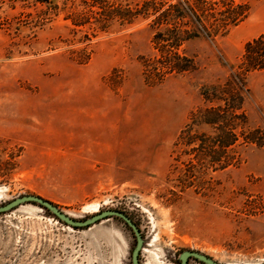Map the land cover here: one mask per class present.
Here are the masks:
<instances>
[{
	"label": "rangeland",
	"instance_id": "1",
	"mask_svg": "<svg viewBox=\"0 0 264 264\" xmlns=\"http://www.w3.org/2000/svg\"><path fill=\"white\" fill-rule=\"evenodd\" d=\"M175 1L0 0V203L36 194L76 218L121 210L143 236L142 264H179L185 249L262 264L264 70L240 68L264 34V0L228 33L186 41L189 17L155 19ZM186 3L221 27L244 11ZM241 94L244 123L213 158L204 140L228 135L192 111L237 108ZM133 246L113 217L74 228L32 202L0 213V264H131Z\"/></svg>",
	"mask_w": 264,
	"mask_h": 264
},
{
	"label": "trees",
	"instance_id": "2",
	"mask_svg": "<svg viewBox=\"0 0 264 264\" xmlns=\"http://www.w3.org/2000/svg\"><path fill=\"white\" fill-rule=\"evenodd\" d=\"M186 1L176 0L175 3L168 6V8L162 10L160 12V14L158 15V17L155 18L161 26H165V28H167L171 24H176L178 22L177 20L181 19V21H182V19H186V17L187 18L189 17V19H191L194 32L192 33V35L183 36L182 39L184 41L190 39L191 37H199V36H201L202 33L208 34L210 36L214 35L213 33H211L209 31V29L210 30L218 29V32L220 31V29H222V30H224V34H226L232 28L231 26H233V25L236 26L240 21H242L248 15V12L250 10L249 0H238L239 4L234 5V7H236L237 5L243 6L244 11L239 12L237 15L238 17L227 18L225 21V25H223V27H221L218 25V23L216 22V18L213 15L210 18H208V16L205 15V12L202 11L200 9V7L198 6L199 4H196V7L193 9V7H191L187 3H186L187 5L185 4ZM146 3L147 2L143 3L144 8H147ZM230 5L232 6L233 3L231 2ZM147 9H149V8H147ZM140 12H142V11H139V13ZM211 19H213L212 23L210 21ZM112 20H113V17L110 19V21H112ZM227 20H229V21H227ZM220 21H222V20L220 19ZM221 23H224V20ZM211 39H212V37H211ZM243 54H244V60L242 61V63H241L242 66L240 68L242 71L245 70L246 74H248L251 71L264 70V34H260L259 36L247 41L243 47ZM181 69L186 70L187 68L184 67ZM239 89L241 90V87L237 88L238 91H240ZM241 91H243L244 94L245 93L247 95L249 94L248 89H246V87H243V90H241ZM206 95H208V94L206 93ZM241 95L243 97L242 103L239 104L240 106H238L237 108L230 107L228 104L227 105H225V104L219 105V107H218V104L210 103L208 106H203L201 108H198V110L195 109V111H192V114H194V115H199L198 113H201V115L205 116V117H202V124L203 125H205L206 127L213 126L215 133L220 132L222 134L228 135V137L224 140L222 139V136L220 137V139L217 138L214 141V142H216L217 146L213 145L211 139L208 142H206L204 140L205 143H203V144L205 146L208 143V147L205 149V153L209 154L210 156L212 155L213 158L220 159L222 156L221 154L226 152V151H224L225 148L229 149L234 145L233 144L234 143L233 138L237 135V132L235 130L240 129V126H239L240 123H236V121L240 120V121H242V123H244V120H242V117L246 115V112H245L244 105H242L243 101H244V95L243 94H241ZM210 99H211V97L209 99L204 98L205 101L208 100L209 102H213V100H210ZM212 114H215L217 117H214V118H208L207 117L208 115H212ZM218 125H219V127L215 128V126H218ZM217 148H219V149H217ZM213 154H215V155H213ZM38 206L41 207L40 205H38ZM43 210L48 211L44 207H43ZM110 217H113V218H116V219L122 221L118 217H114V216H110ZM74 228H80V227H74ZM134 243H135V238H134ZM190 259L196 260L195 258H190ZM198 262H200V261H198ZM200 263L204 264L202 262H200Z\"/></svg>",
	"mask_w": 264,
	"mask_h": 264
},
{
	"label": "water",
	"instance_id": "3",
	"mask_svg": "<svg viewBox=\"0 0 264 264\" xmlns=\"http://www.w3.org/2000/svg\"><path fill=\"white\" fill-rule=\"evenodd\" d=\"M26 202H32L38 204L41 206L40 208L42 209L44 207L51 214H53V216L56 217L58 220L72 227H87L110 216L118 217L132 230L135 238V243L130 254L131 264H142L139 256L143 248V243H144L143 236L141 234L138 225L125 212L118 209L106 208L97 211L91 214L90 216L83 218H76L75 216L70 215V213L62 211L56 204L52 203L48 199H45L36 194H23L14 197L8 201H5L3 203H0V213L10 211L11 209L17 207L18 205ZM190 258H195L196 260L204 264H222L216 261L215 259H213L211 256L192 249H185L180 252V254L178 255L179 264H187Z\"/></svg>",
	"mask_w": 264,
	"mask_h": 264
},
{
	"label": "crops",
	"instance_id": "4",
	"mask_svg": "<svg viewBox=\"0 0 264 264\" xmlns=\"http://www.w3.org/2000/svg\"><path fill=\"white\" fill-rule=\"evenodd\" d=\"M250 11H251V6H250V10H249V12H248V15H247L243 20H245V19L250 15ZM243 20H242V21H243ZM242 21H240V22H242ZM240 22H239V23H240ZM239 23H238V24H239ZM238 24H237V25H238ZM230 30H231V29H230ZM261 34H262V33H261ZM259 35H260V34H259ZM257 36H258V35H257ZM255 37H256V36H255Z\"/></svg>",
	"mask_w": 264,
	"mask_h": 264
},
{
	"label": "bare ground",
	"instance_id": "5",
	"mask_svg": "<svg viewBox=\"0 0 264 264\" xmlns=\"http://www.w3.org/2000/svg\"><path fill=\"white\" fill-rule=\"evenodd\" d=\"M4 190H5V187L4 186H0V193L4 192Z\"/></svg>",
	"mask_w": 264,
	"mask_h": 264
},
{
	"label": "flooded vegetation",
	"instance_id": "6",
	"mask_svg": "<svg viewBox=\"0 0 264 264\" xmlns=\"http://www.w3.org/2000/svg\"><path fill=\"white\" fill-rule=\"evenodd\" d=\"M140 257V256H139Z\"/></svg>",
	"mask_w": 264,
	"mask_h": 264
}]
</instances>
